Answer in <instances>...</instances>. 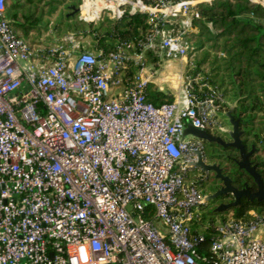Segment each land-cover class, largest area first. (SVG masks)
<instances>
[{
    "label": "built area",
    "instance_id": "1",
    "mask_svg": "<svg viewBox=\"0 0 264 264\" xmlns=\"http://www.w3.org/2000/svg\"><path fill=\"white\" fill-rule=\"evenodd\" d=\"M11 1L0 0V264H264V216L217 224L210 261L192 237L207 193L190 164L205 145L183 132L229 129L218 100L188 83L157 106L146 97L157 70L124 79L148 51L188 64L184 36L217 0H80L87 24L147 17L143 41L107 54L84 50L82 32L31 45Z\"/></svg>",
    "mask_w": 264,
    "mask_h": 264
},
{
    "label": "trees",
    "instance_id": "2",
    "mask_svg": "<svg viewBox=\"0 0 264 264\" xmlns=\"http://www.w3.org/2000/svg\"><path fill=\"white\" fill-rule=\"evenodd\" d=\"M79 4L80 0H12L7 13L17 35L28 42H31V33L35 29L38 34L49 29V18L56 13L61 14L62 21L55 24L53 30L59 32L61 26L66 24L68 33L82 32L83 36H92V48L97 53L107 54L121 41L144 40L143 34L148 29L145 15L126 14L119 20L105 17L97 24L83 25L78 14H72V7H78ZM63 10L71 14L62 15ZM196 23L199 25L197 31L184 36L195 44L185 72L184 85L190 83L192 97H213L218 100V123L225 127L230 128L226 114L237 103L233 108V116L239 123L242 143L247 152L255 148L250 160L252 165H256L264 182V7L251 0H217L201 7V17ZM40 40L37 38L34 43L42 44ZM149 61L156 63L153 70L160 64L152 51L146 52L144 63L136 66L132 62L125 70V82H130L135 73ZM146 97L157 106L175 100L173 94L160 90L153 83L148 85ZM207 131L229 139L220 131ZM203 143L205 158L218 161L222 173L232 179L236 188L247 186L251 191L256 189L253 178L238 167V150ZM196 181L205 193L210 194L214 190L205 181ZM216 205V200L204 203L192 226L197 250L208 261L212 260L209 249L212 240L217 237V224L229 219L249 221L254 217L250 213L264 216V202L250 203L244 200L241 207L230 208L225 212L215 211Z\"/></svg>",
    "mask_w": 264,
    "mask_h": 264
},
{
    "label": "water",
    "instance_id": "3",
    "mask_svg": "<svg viewBox=\"0 0 264 264\" xmlns=\"http://www.w3.org/2000/svg\"><path fill=\"white\" fill-rule=\"evenodd\" d=\"M72 14H78L79 8L72 7ZM237 103H234L229 112H227L226 116L230 123V128L226 129L223 134L228 136V141L225 140L220 135L212 134L206 130H201L194 127L192 124H187L183 132V140L188 136H191L194 139L209 143L216 144L218 146L226 148H234L239 151L241 161L238 163V166L241 170L246 171L257 184V191L252 192L249 187H244L242 189H238L233 185L232 179L224 175L222 173V167L218 163H210L207 158H204L203 155L199 151H195L194 154L197 156V160L190 164L191 168L202 169L205 172L212 171L215 173V178L220 180L223 184V187L214 192L207 194L204 197L203 202L206 203L208 201L214 200L222 195L232 194L234 197V201L225 204L221 203L216 207L215 211L217 212H225L230 208H234L241 205L242 198H245L249 202H253L256 200L257 202L264 201V182L261 178L260 173L257 171L256 165H252L250 157L254 153L255 148L251 151L247 152L242 140H241V131L239 129V123L235 120L233 116V108Z\"/></svg>",
    "mask_w": 264,
    "mask_h": 264
},
{
    "label": "rangeland",
    "instance_id": "4",
    "mask_svg": "<svg viewBox=\"0 0 264 264\" xmlns=\"http://www.w3.org/2000/svg\"><path fill=\"white\" fill-rule=\"evenodd\" d=\"M208 5H203L202 7H205ZM70 13L69 11L63 10L62 15ZM71 14V13H70ZM79 16V15H78ZM46 20V19H45ZM44 20V21H45ZM50 21V27L48 30H43L41 34H38V31L35 29L31 33L30 41L29 42L33 46H38V43H34L37 41V38L42 39V44L47 45L51 42H55L57 38L62 37L64 34L68 33L69 30L67 29V25L64 24L61 26V31L56 32L54 29L55 24H59L61 20V14L56 13L52 17L49 18ZM83 25H87V23L83 22ZM198 24V23H197ZM199 26V25H198ZM82 41V44L84 46V49H87V51L94 52L92 45H93V37L89 35H84L80 39ZM156 63L153 62H147L146 66H148V70L154 68ZM188 64L185 61L182 60H173L171 62L166 61H160V64L157 67L158 76L155 78V85L159 88L162 87V89L167 92L173 94L175 97L179 96L180 92L184 89V82H185V72L187 71ZM183 75V76H182ZM228 126L230 127L229 120ZM224 137L227 138V135L223 134ZM231 216V214L229 215ZM160 226V224H159Z\"/></svg>",
    "mask_w": 264,
    "mask_h": 264
},
{
    "label": "flooded vegetation",
    "instance_id": "5",
    "mask_svg": "<svg viewBox=\"0 0 264 264\" xmlns=\"http://www.w3.org/2000/svg\"><path fill=\"white\" fill-rule=\"evenodd\" d=\"M226 141H228V139H225ZM239 155H240V153H239ZM210 163H218V161H216V160H208ZM240 161H241V157H240ZM240 161H238V163L240 162ZM219 164V163H218ZM239 167V166H238ZM240 169V168H239ZM192 171H193V175H194V179L195 180H201V181H205L206 182V185L208 186V187H211V188H213L214 190L211 192V193H214V192H216V191H218V190H220L222 187H223V184H222V182L220 181V180H217L216 178H215V173L214 172H212V171H208V172H205L204 170H202V169H198V168H192ZM257 185V184H256ZM257 189H258V187H256V189L255 190H252V192H255V191H257ZM214 200H216V206H219L221 203H225V204H228V203H230V202H232V201H234V197H233V195L232 194H226V195H222V196H220V197H218V198H216V199H214ZM246 201V199L245 198H242V200H241V203L243 202V201ZM254 201H256V200H254ZM253 201V202H254ZM249 202V201H248ZM253 202H250V203H253ZM257 202V201H256ZM264 201H262V202H258V203H263ZM237 207H241V205L240 206H237Z\"/></svg>",
    "mask_w": 264,
    "mask_h": 264
},
{
    "label": "crops",
    "instance_id": "6",
    "mask_svg": "<svg viewBox=\"0 0 264 264\" xmlns=\"http://www.w3.org/2000/svg\"><path fill=\"white\" fill-rule=\"evenodd\" d=\"M181 93V92H180Z\"/></svg>",
    "mask_w": 264,
    "mask_h": 264
}]
</instances>
